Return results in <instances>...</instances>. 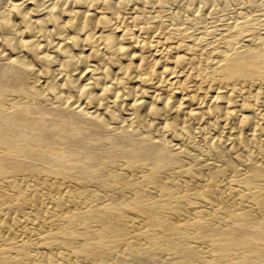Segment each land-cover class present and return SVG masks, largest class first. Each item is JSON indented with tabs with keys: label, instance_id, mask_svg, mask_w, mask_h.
<instances>
[{
	"label": "bare ground",
	"instance_id": "obj_1",
	"mask_svg": "<svg viewBox=\"0 0 264 264\" xmlns=\"http://www.w3.org/2000/svg\"><path fill=\"white\" fill-rule=\"evenodd\" d=\"M155 263L264 264V0H0V264Z\"/></svg>",
	"mask_w": 264,
	"mask_h": 264
},
{
	"label": "rangeland",
	"instance_id": "obj_2",
	"mask_svg": "<svg viewBox=\"0 0 264 264\" xmlns=\"http://www.w3.org/2000/svg\"><path fill=\"white\" fill-rule=\"evenodd\" d=\"M137 263H139V262H137ZM155 264H159V263H155Z\"/></svg>",
	"mask_w": 264,
	"mask_h": 264
}]
</instances>
